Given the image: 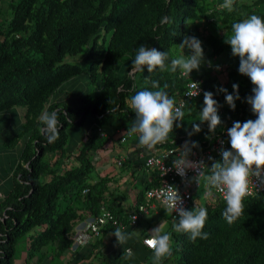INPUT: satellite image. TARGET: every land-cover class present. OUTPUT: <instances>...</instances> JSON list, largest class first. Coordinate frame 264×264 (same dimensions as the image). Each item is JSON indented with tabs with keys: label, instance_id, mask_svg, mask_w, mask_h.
I'll return each instance as SVG.
<instances>
[{
	"label": "trees",
	"instance_id": "16d2710c",
	"mask_svg": "<svg viewBox=\"0 0 264 264\" xmlns=\"http://www.w3.org/2000/svg\"><path fill=\"white\" fill-rule=\"evenodd\" d=\"M263 2L236 0L234 10L228 12L219 7L223 0H0V113L18 106L24 108L23 121L14 136L17 140L24 137V144L11 188L0 197V264H15L16 246L23 236L25 264L33 258L34 264H40L63 255L71 250L75 226L102 209L123 225L108 223L101 228L102 233L114 232L116 227L130 231L139 223L141 217L135 224L129 223L121 201L110 190L112 177L98 172L97 162L113 134L118 130L126 132L134 122L130 98L140 90H157L152 89L151 81L158 80L160 90L167 83L166 91L178 102L187 83L201 79L203 88L213 92L221 105L218 114L223 121L212 139L206 138L212 135L207 123L189 137L192 123H200L203 97L187 99L181 127L174 128L168 140L157 144L156 149L180 147L190 139L199 143L197 150L201 151L217 136L224 139L225 148L230 147L224 130L233 121L256 118L244 100L253 85L239 73V60L216 69L218 72L225 68V80L213 71L195 74L193 70L185 77L179 70L160 72L157 68L148 73L145 66L143 72L132 73V60L143 44L167 51L170 68L171 59L179 56L172 48L188 35L189 23L204 40L205 60L216 58L230 49L224 39L231 34L232 23L251 14L264 17V11L257 10ZM165 17L171 23H161ZM78 54L89 61L88 67L66 60L67 55ZM123 57L124 63L117 71ZM82 73H87L88 82L96 85L65 105L51 100L64 82ZM233 83L239 85L241 97L235 110L225 102V94L217 92L222 86L232 93ZM44 111H56L61 122L59 138L53 143H48L40 132L43 125L38 117ZM213 157L221 159L219 153ZM130 162L128 157L121 165L116 160V165L120 169ZM149 171L151 179L138 191L137 204L143 201L145 190L157 184V173ZM203 184L193 190L186 208L191 210L196 204L207 209L203 229L207 238L192 242L188 234L174 232L172 223L178 218L172 220L170 213L166 232L171 234L172 255L162 264H264V193L245 197L243 215L228 224L222 216L225 202L214 194V188L207 184L203 188ZM199 187L207 198L204 204L198 203L194 194ZM146 231L143 229L142 235ZM144 238H137V242L145 246ZM102 239L99 236L85 243L89 245L81 251L76 248L68 262L93 264L96 258L101 264H153V251L146 246L140 258L132 257L133 262L122 256L125 248L99 253L108 250L99 246Z\"/></svg>",
	"mask_w": 264,
	"mask_h": 264
},
{
	"label": "clouds",
	"instance_id": "9594fccd",
	"mask_svg": "<svg viewBox=\"0 0 264 264\" xmlns=\"http://www.w3.org/2000/svg\"><path fill=\"white\" fill-rule=\"evenodd\" d=\"M236 0H223L219 7L228 12L234 10ZM171 23L165 17L161 23ZM175 35V34H173ZM224 42L230 46L231 55L239 58L240 74L246 76L253 85L251 94L244 100L250 105V111L255 115V119H247L243 122L233 121L231 127L226 129L227 142L230 147L223 146L219 149L221 159L217 160L208 156L211 161L209 165L205 159H191L195 155L193 149L200 147L197 141L187 139L173 153L172 167L181 176L185 186H190L193 182L198 186L203 181L212 188H215L225 202L222 216L228 224L239 219L244 211V198L250 195L249 185L254 178L260 184H264V17L251 14L246 18L234 22L231 25V34L226 36ZM179 47L190 50L188 55H180L172 58L170 68L166 61L169 60L167 51H160L156 48H149L141 44L132 60L131 72H143L145 66L148 73L159 69L160 72L178 70L182 76H190L193 70L199 71L202 64L207 63L212 66L211 61L205 60L202 41L195 36H185ZM220 66L216 65L219 70ZM152 89L137 91L129 100V107L135 113L134 122L126 130L128 137H138V145L142 148L152 150L157 144H162L168 140L169 134L174 128L181 127L184 121L186 103L177 105L175 98L166 91L169 85L165 83L160 90L158 80L151 81ZM189 85V90L185 95L195 97L200 94L198 84L197 91L193 92ZM233 92L229 93L227 88L222 86L217 88V92L225 94V102L232 110L236 108V101L240 100L239 85L233 83ZM211 91L203 92V106L199 112L200 123H192V129L188 132L191 137L199 133L201 125L207 123V139H212L218 126L223 121L218 114L221 105L213 98ZM190 113V109H189ZM41 134L48 143H53L59 138L61 122L58 113L44 111L39 117ZM192 171L193 175L188 176ZM162 206L166 213H176L178 220L172 223V230L176 233H186L190 241L195 242L197 238L206 239L208 233L204 232L208 212L205 207L195 206L188 210L184 206V199L179 189L171 184L165 183L159 192ZM144 212V209H140ZM116 237V243L123 246L128 240L136 235L125 233L120 227H116L111 233ZM171 234L164 232L162 224L148 231V235L143 239V244L153 251L151 260L153 264H162L164 258L172 255L170 243ZM126 259L133 257L131 249H124L123 255Z\"/></svg>",
	"mask_w": 264,
	"mask_h": 264
},
{
	"label": "crops",
	"instance_id": "0c3cea01",
	"mask_svg": "<svg viewBox=\"0 0 264 264\" xmlns=\"http://www.w3.org/2000/svg\"><path fill=\"white\" fill-rule=\"evenodd\" d=\"M139 150L140 149L138 145V139L136 136L130 137L126 141L120 142L117 140L114 133L112 139H110L106 144V148L104 150H101V153L103 154L100 153L101 156L99 158V161L97 162V166L101 167V169L97 168L98 172L112 177L110 183V190L112 191L113 196H115L119 201H121L123 210L125 211L126 215H128V213L137 205L136 199L138 191L143 188L144 183L147 180L151 179L150 171L143 166V158H139L138 156ZM142 150L145 154H149L151 151L146 148H143ZM17 157L18 155L16 152H9V150L6 149V147L4 146L0 148V192L3 195H6L11 188L14 168L18 163V159H16ZM128 157L131 160L129 166L117 169L118 167L116 165V160L120 158H125V161ZM138 180L140 181V186H137V184H139L137 183ZM161 206L162 203L160 201H155L154 208H151L148 214L142 215H156L158 214V209ZM142 215H140L139 217H143ZM122 231L125 233H129L127 229H123ZM148 231H150L149 228H147L146 234L142 235V230L138 237H133L132 239L128 240L127 243H125L123 246L118 245L116 243V237L111 234L112 231L107 230L104 233L101 232V235L99 236H101L103 239L99 246H103V249L108 250H101L99 253H110L114 251V249L121 247L125 249H131L134 256L140 258L146 248L141 243L137 242V238L142 239L143 237H146L148 235ZM99 236L90 237L88 242L92 243L96 241ZM83 245L84 244L79 245L77 247L78 250L82 247L85 248L89 244H86L84 246ZM64 255L67 258V261H69L73 258L74 252L68 250L64 253ZM67 263L70 264V262ZM93 264H101V261L95 258Z\"/></svg>",
	"mask_w": 264,
	"mask_h": 264
},
{
	"label": "rangeland",
	"instance_id": "374dc122",
	"mask_svg": "<svg viewBox=\"0 0 264 264\" xmlns=\"http://www.w3.org/2000/svg\"><path fill=\"white\" fill-rule=\"evenodd\" d=\"M247 2H251V0H246ZM257 10L259 11H264V2L260 3L257 5ZM191 26V27H190ZM189 27L188 30V35L187 36H195L198 39H200V37L198 36L199 33H197L196 31H194V25L189 23ZM201 40V39H200ZM202 41V40H201ZM204 40L202 41V47L204 49V44H203ZM173 53L175 54V52L179 53L180 55H188L190 53V50L185 48L184 50H182L179 45L177 47H173L172 48ZM124 59L125 57H123L118 65L116 70L119 71L121 66L124 63ZM66 60L72 61L74 63H80L82 65H84L85 67H88L89 65V61H84L81 58V55L78 54L76 56H71V55H67L66 56ZM236 60H239L238 57H234L231 55V48L229 50H226L222 53H220L219 55L216 56V58H210L207 61H211L212 66H206L205 64H202L199 71L194 70L195 74L198 73H204L205 71H213L216 73V76L219 77L220 79H224L226 78V70L225 68L222 71H216V65H220L221 67H225L226 65H230L232 63H234ZM96 83H90L88 82L87 79V73H82L79 76L68 80L66 82H64L61 86V90L58 91L53 97H51L52 101H56V102H60L61 104H66L70 101L73 102V100L78 97V95H81L82 93H84L86 90L90 89L91 87L95 86ZM66 93H69V95H66ZM23 112H24V108L21 106L18 107H14L8 111H4L0 113V148H2L3 146L6 147V149L9 150V152H16L18 157L16 159L19 158V154L21 151V148L24 144L23 139L24 137H20L18 140L14 139L15 134H18V128L19 125L22 123L23 121ZM206 123V122H205ZM105 130H109L108 126H103ZM18 150V152H17ZM101 153V152H100ZM103 154V153H101ZM101 154H99V156H101ZM98 169H101V167L97 166ZM119 169V167L117 168ZM140 181L138 180L137 183H139ZM202 183L203 184V188L206 187V183L205 182H201V187H202ZM141 184H137V186H140ZM199 187L195 190L194 194L198 196L197 202L200 204H204L207 201V198L205 196V192L202 191V188ZM143 216V215H142ZM170 214L166 213V210L164 209L163 206H161L158 209V214L154 215V214H149V215H144L143 217L140 218L139 223L136 226H133L129 233H133L135 232L136 235L133 237H138L139 234L141 233V231L145 228H149L150 230L156 226H158L159 224H162V229L164 232L167 231V228L169 226V218ZM106 239V237H105ZM26 236H23L20 238L17 246H16V250H15V264H25V258L27 255V250H26ZM74 252V251H71ZM134 256V255H133ZM126 261L129 262H133V258L131 259H126L124 258ZM34 260L35 258H33L28 264H34ZM67 258L65 257V255H58V256H53V259L50 261H43L40 264H68L67 263ZM78 264H87L86 262L82 261L79 262Z\"/></svg>",
	"mask_w": 264,
	"mask_h": 264
},
{
	"label": "built area",
	"instance_id": "2783aa9c",
	"mask_svg": "<svg viewBox=\"0 0 264 264\" xmlns=\"http://www.w3.org/2000/svg\"><path fill=\"white\" fill-rule=\"evenodd\" d=\"M198 84V87L200 89V96L203 97V92L206 91L202 84L203 81L201 79H196V80H191L187 83V90H189V85H193L191 90L193 92L197 91V87L195 85ZM184 91V95L179 101L177 102V105H179L182 101L186 103V100L191 99L193 97H188L185 95L186 91ZM198 95V96H199ZM196 97V96H195ZM231 126H228L229 128ZM226 128V129H227ZM226 129L224 130V133H226ZM99 131H101L100 128H98ZM104 136L105 133H101ZM116 138H119L121 141H126L130 137L126 135V132L122 130H118L117 133L115 134ZM108 137V136H107ZM223 146L225 147L224 144V139L221 136H217L208 147L205 149L199 151L197 149H193L195 152V155L190 157L191 159H205L206 163H210L211 161L207 160L208 156H212L214 153H219L220 147ZM179 147H171L167 148L164 150H158L155 147L150 151L149 154H145L143 152V148L139 146V152L138 156L139 158H143L144 160V166L148 170H153L157 173V184L155 186H152L148 189L145 190L144 192V199L141 203L137 204L134 209H132L128 215L127 219L130 224H135L139 218L140 215L142 214H148L149 210L151 208H154L155 206V201H160L161 199L159 197V192L161 189L164 188L165 183L171 184L176 186L183 199H184V206L187 207L191 200H192V195H193V190L198 187L196 183H192L190 186H185L181 176H179L175 169L172 167V160L175 158V153L173 155H170V153H173L175 150H177ZM125 159V158H124ZM123 158H120L117 160V165H121L122 162L124 161ZM193 175L192 171L188 172V176L191 177ZM200 186V184H199ZM249 192L250 195L246 197H250L253 195H257L260 193H264V184H260L259 182L255 181L253 178L250 182L249 185ZM214 194H217V196L222 199L221 194L214 188ZM3 194L0 192V197H2ZM223 200V199H222ZM162 203V202H161ZM143 208L144 212H141L140 209ZM176 213H171L172 220H174L176 217ZM112 223L113 225H121V223H118L116 219H114V216L111 212L108 210H101V212L93 217H88L85 220L79 222L74 229L73 233V244L71 247V251H74L79 245L85 244L88 242L90 237H97L101 235V228H103L106 224Z\"/></svg>",
	"mask_w": 264,
	"mask_h": 264
}]
</instances>
